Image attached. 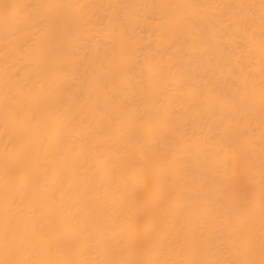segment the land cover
<instances>
[{
	"label": "bare ground",
	"instance_id": "6f19581e",
	"mask_svg": "<svg viewBox=\"0 0 264 264\" xmlns=\"http://www.w3.org/2000/svg\"><path fill=\"white\" fill-rule=\"evenodd\" d=\"M0 264H264V0H0Z\"/></svg>",
	"mask_w": 264,
	"mask_h": 264
}]
</instances>
